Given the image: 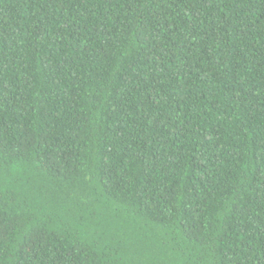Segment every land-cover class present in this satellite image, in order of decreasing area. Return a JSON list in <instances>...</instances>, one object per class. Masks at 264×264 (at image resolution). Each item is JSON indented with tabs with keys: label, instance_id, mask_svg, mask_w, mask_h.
<instances>
[{
	"label": "trees",
	"instance_id": "1",
	"mask_svg": "<svg viewBox=\"0 0 264 264\" xmlns=\"http://www.w3.org/2000/svg\"><path fill=\"white\" fill-rule=\"evenodd\" d=\"M0 264H264V0H0Z\"/></svg>",
	"mask_w": 264,
	"mask_h": 264
}]
</instances>
